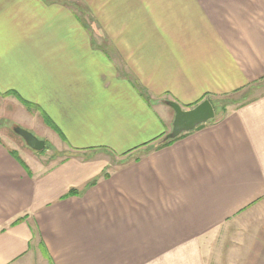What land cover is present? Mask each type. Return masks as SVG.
<instances>
[{"label": "crops", "instance_id": "1", "mask_svg": "<svg viewBox=\"0 0 264 264\" xmlns=\"http://www.w3.org/2000/svg\"><path fill=\"white\" fill-rule=\"evenodd\" d=\"M78 1L0 0V97L76 153L0 136V264H264V92L156 148L161 99L264 87V0Z\"/></svg>", "mask_w": 264, "mask_h": 264}, {"label": "rangeland", "instance_id": "2", "mask_svg": "<svg viewBox=\"0 0 264 264\" xmlns=\"http://www.w3.org/2000/svg\"><path fill=\"white\" fill-rule=\"evenodd\" d=\"M72 1H74L76 4L80 5L78 0H77L78 2L76 0H72ZM86 16L87 15L82 13L81 19H82L83 23H85L84 26H86V30L88 31L90 36H92L94 39H96L95 37H105L106 35H104L102 29L96 25L94 20L90 19L89 16H87V17ZM96 44H98L100 46L102 44V47L104 45V48L110 49L102 41L96 42ZM259 92L260 93L264 92V87L261 90H257V91L256 90L251 91L249 89L244 90V91H242L236 95H230V96L225 97V98H218V99H214V100L211 99V101L207 98L206 99L211 102L212 106L214 107V110H216L215 112L218 114V117H219V114H221V109H223L224 107H226L228 110L232 109L234 107V105H238V103H241V102H244V101H247V100L254 98L255 96H257L259 94ZM11 97L14 98L15 100H17V98L15 96L12 95ZM165 100L171 101V100H167V99H161V101H165ZM203 100H205V99H202V101ZM202 101H199L196 105H198ZM196 105H194V106H196ZM165 106H167V105H165ZM30 108H27V109L30 110ZM190 108H192V107H188V108L185 107L182 109L187 110ZM170 110L172 111V109H170ZM222 112L224 113L225 111L223 110ZM173 115H174V113H173ZM25 117H26L25 111L23 109L21 110V108L18 109V107L14 103V100H12V99L9 100V99H6L5 97H0V136L2 135V137H3L4 134L7 135L8 138L6 136L4 137V140H6V142L7 141L9 142L10 139H13V141L14 140L17 141L18 148L21 149L22 151H25V153H24L25 156L31 158L36 163V165H40L41 167L50 166L51 164L58 163L59 161L65 160L66 158L76 154V153L71 152L70 150L66 149L63 145H61L59 143L55 144L54 142H52L50 140L48 141L45 139H42V140H45L43 150L36 152V151L28 148L27 145L25 144V142L17 134L14 133V131H13L14 128L20 127L22 129L28 130L29 132L33 133L38 139L45 138V137L42 134H39L40 132L36 131L35 128L27 126V123L24 122ZM173 118H174V116H173ZM172 121H173V119H172ZM29 128H31V129H29ZM170 128H171V125H170ZM170 128H169V131H170ZM169 131H167L165 134H167ZM46 138H48V137L46 136ZM158 143H160V141H158ZM101 153L102 152L99 153L100 155H96V153H94L93 155L91 153H87V154L90 155L91 157L94 156L95 158H103L104 157L108 161L110 159H112L113 163H110V164L115 165V166L118 164L117 161H114L116 159L115 157L113 158L111 155L107 156V155H103ZM231 228L233 229V226ZM228 241H229V239H228ZM218 243H219V241L216 240V246H215L214 253L211 254V259H210L211 261H219V249H218L219 245H218ZM222 252L224 254V250ZM221 260L223 263L227 261L224 258H222ZM37 264H40V262H38Z\"/></svg>", "mask_w": 264, "mask_h": 264}, {"label": "water", "instance_id": "3", "mask_svg": "<svg viewBox=\"0 0 264 264\" xmlns=\"http://www.w3.org/2000/svg\"><path fill=\"white\" fill-rule=\"evenodd\" d=\"M161 102L172 109L174 118L171 123L170 131L160 140V143H158L159 145L166 141L174 140L182 134L189 133L198 126L213 120L215 117L214 107L207 99L187 110L182 109V107L174 101L165 100ZM13 131L25 142L28 148L36 152L43 150L44 141L38 139L29 131L20 127L14 128Z\"/></svg>", "mask_w": 264, "mask_h": 264}, {"label": "trees", "instance_id": "4", "mask_svg": "<svg viewBox=\"0 0 264 264\" xmlns=\"http://www.w3.org/2000/svg\"><path fill=\"white\" fill-rule=\"evenodd\" d=\"M5 96H9V95H5ZM147 101H149V99H147ZM21 104H23V105L26 106L27 108H30V107H31V106L28 105L27 103H23V102H21ZM199 127H201V125L198 126L196 129H198ZM194 130H195V129H194ZM186 134H187V133L182 134V135H180L178 138H176V139H174V140L166 141L165 143H163V144H161V145H157L156 148H161V147L168 146V145L174 143L175 141H177L178 139L184 137Z\"/></svg>", "mask_w": 264, "mask_h": 264}]
</instances>
